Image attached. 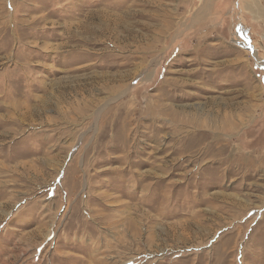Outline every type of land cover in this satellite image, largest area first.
I'll use <instances>...</instances> for the list:
<instances>
[{
    "label": "rangeland",
    "instance_id": "obj_1",
    "mask_svg": "<svg viewBox=\"0 0 264 264\" xmlns=\"http://www.w3.org/2000/svg\"><path fill=\"white\" fill-rule=\"evenodd\" d=\"M0 264H264V0H0Z\"/></svg>",
    "mask_w": 264,
    "mask_h": 264
}]
</instances>
